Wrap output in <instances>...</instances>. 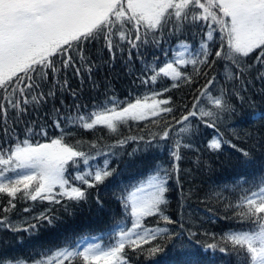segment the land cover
<instances>
[{"label":"snow or ice","instance_id":"snow-or-ice-1","mask_svg":"<svg viewBox=\"0 0 264 264\" xmlns=\"http://www.w3.org/2000/svg\"><path fill=\"white\" fill-rule=\"evenodd\" d=\"M188 25L198 26L194 33L200 38L197 48L184 40L172 49L162 47V43H167L166 37H179ZM93 44H99L100 51L107 50L111 57L107 63L115 61L117 52H127L126 66L131 75H136L134 60H140L143 67L137 79L145 86L155 85L161 77L172 81L171 88L198 84L201 77L205 78L204 84L195 89L191 106L183 105L186 111L181 112L179 119L174 115L177 108L171 99L162 98L171 90L164 88L137 96L134 101L108 96L105 103L93 105L90 112H81L79 104L75 113L66 116L55 109L53 124L60 134L48 138L44 126L37 133L35 122L29 123L25 117L54 98L57 91L63 93L70 88L69 71L80 78L81 87L85 71L92 87H99L91 75L97 65L88 55V46ZM149 44L164 52L163 66H159L156 56L151 63L145 59L141 49ZM170 50L173 58L167 59ZM218 62L224 64L223 82L217 77ZM187 66H191V73L184 71ZM253 79L264 83V0H0V197L8 198L7 204L0 208L6 214L0 216V227L12 232H33L43 222L53 224L57 217L49 215L51 208L31 220L25 219L26 226L14 224L7 214L16 208L17 200L46 201L65 210L68 208L65 202L77 205L86 202L88 190L97 189L116 172L110 167L109 157L116 155L111 149L122 148L129 140H144L151 146L158 139L171 141L170 165L167 168L157 165L146 179L130 191L125 189L118 197L125 213L131 217V226L117 224L113 232L115 242L108 247L100 243H91L82 249L79 244L65 246L34 260L33 264H77V261L79 264H128L126 249L150 257L164 252L162 244L152 242H172L182 233L168 227H150L144 221L155 216L165 225L176 223L165 214L169 204L166 194L173 179L179 190V208H185L189 193L183 191L180 162L182 150L194 147L191 143L196 131L193 120L219 133L209 141L210 151H219L227 144L241 153L245 165L250 162L251 152L224 139L218 126L243 115L238 108L249 102L244 93ZM261 92L264 93V88ZM71 95L78 98L77 90H71ZM252 108L248 119L253 124L264 121V111L255 109L254 104ZM149 117L156 118L152 122L158 127L163 124V129L151 132L148 140L143 136H129L107 146L109 151L101 149L95 153L84 150L87 141L68 142L75 133L66 129L93 131L103 127L115 134L120 125ZM21 123L24 124L23 138L18 127ZM37 135L45 137L46 142L34 139ZM90 148L98 149V142H90ZM98 156L105 157L102 165L91 164ZM70 170L75 174H70ZM237 185L242 187L241 181L233 188ZM253 187L254 190L243 189L235 203L215 193L225 211L221 219H234L239 227L229 229L218 238L213 234V242L207 243L205 252L235 256L238 264H264V177ZM96 203L103 206L99 195ZM23 211L27 213L31 209L26 207ZM188 219L192 222L190 216ZM180 226L185 228L183 222ZM187 231L189 238L197 235L196 231ZM144 245L150 247L144 248ZM185 247L173 244V248L180 250ZM185 264H199L195 253L186 254Z\"/></svg>","mask_w":264,"mask_h":264},{"label":"trees","instance_id":"trees-1","mask_svg":"<svg viewBox=\"0 0 264 264\" xmlns=\"http://www.w3.org/2000/svg\"><path fill=\"white\" fill-rule=\"evenodd\" d=\"M197 31L198 26L188 25L179 37H166L167 43H162V47L172 49L180 40H184L193 48H197L200 43L199 36L194 35ZM216 35L218 39V34ZM217 46L218 44L213 46V52ZM99 49V44L88 46V55L93 64L97 65L91 74L92 79L99 87H92V81L88 79L86 71L81 87L80 78L75 77L69 71L67 78L70 88L63 93L57 91L54 98L48 99L37 111L30 112L25 117L29 123L35 122L33 126L37 133L41 126H44L47 129L48 138L60 134L53 124L55 109H60V115L66 116L69 113H75L76 105L79 104L81 112H90L93 105L105 103L108 96H116L121 101H134L137 96L142 97L149 94L151 90L161 91L164 88L171 90L165 92L162 98L171 99L177 108L174 115L176 119H179L181 112L186 111L183 105L188 104L190 107L193 96L196 94L195 89L204 84L205 78L201 77L198 84H181L177 88H171L172 81L161 77L155 85L150 83L145 86L137 79L143 67L140 60H134L133 71L136 75H131L126 66L127 52H117L115 61L107 63L111 61L109 53L107 50L100 51ZM141 51L144 52L145 59L149 63L156 56L159 58V66H163L166 57L161 48L149 44ZM133 56H135V50H133ZM172 58L173 53L170 50L167 59ZM184 71L191 73V66H187ZM216 72L218 79L223 82L224 64L222 62H218L216 65ZM255 74L253 71V78ZM47 87H50V84L46 85ZM262 88H264V83L253 79V83L248 86V91L244 93L249 102L244 103L242 108H238V111L243 115L235 116L218 126L224 139L230 140L238 148L251 152V160L247 165L243 163L241 153L227 144L223 145L219 151H210L207 145L213 136L219 133L216 129L207 128L199 121L193 120L196 131L191 137V143L194 147L182 150L183 159L180 162L183 191L189 193L185 208L183 210L179 208V190L173 179L169 182V192L166 194L169 204L165 214L176 223L165 225L155 216L148 217L144 221L147 226L168 227L182 235L179 238L174 237L172 242L153 241L152 244H162L164 252L156 253L151 257L146 253L141 254L139 251L133 252L131 249H126L125 255L128 264H185L187 253H195V259L199 264H238L235 256L225 255L218 251L213 254L211 250L205 252L204 249L207 243L213 242V234L218 238L229 229L239 227L234 219H221V216L225 215V211L223 203L217 202L215 193L219 192L225 200L235 203L243 189L254 190L253 186L258 185L260 178L264 177V121L253 124L248 119L250 112L253 111L252 104L255 105V109L264 111ZM73 89L77 90L78 98L71 95ZM236 103L240 102L236 101ZM153 119L156 118L129 121L127 125H120L115 134L109 133L103 127H97L93 131H85L81 128L66 129L75 133L74 136L68 138V142L87 141L89 143L84 145V150L93 153L101 149L109 151L107 146L115 144L117 140L129 136H143L145 140H148L151 132L162 131L163 124L158 127L152 122ZM168 119L171 120V116ZM61 123L63 124V121ZM18 127L21 138H23L24 124L21 123ZM178 128L179 125H177ZM34 139L46 142V138L43 136L37 135ZM94 140L98 142V149L90 148V142ZM170 144L171 141L165 142L157 139L152 142L151 146H148L144 140H129L122 148L111 149L116 153L109 157L110 167L116 169L114 175L97 189H89L86 202H81L78 205L65 202L68 204L67 210L61 205H50L46 201L17 200L16 208L12 213L7 214L14 224L26 226L23 224L25 219L31 220L32 217L49 208L52 209L49 215L55 216L57 219L51 225L43 222V225L33 232H12L7 228L0 227V264H18L20 261L25 264H33L34 260L65 246L75 247L79 244L82 249L91 243H100L104 247L113 244L115 242L113 232L117 224L131 226V217L125 213L118 197L125 189L130 191L134 185H137L142 179H146L149 174L153 173L157 165L165 168L170 165L171 160L168 152ZM130 153L133 154L129 155ZM104 159L105 157L98 156L97 160L90 163L102 165ZM80 167H84L83 163ZM70 174L74 175V170H70ZM238 180L241 181L242 187L237 185L236 188H233ZM243 181H247V183H243ZM97 195L103 203L102 207L96 203ZM7 200L6 196L0 197V208L7 204ZM26 207L31 211L24 212ZM213 212L215 216H213ZM182 214L183 221H181ZM3 215L6 214L0 211V216ZM189 216L192 222H189ZM181 222L184 223L185 228H181ZM187 229L196 231L197 235L189 238ZM173 244H183L186 247L180 250L173 248ZM143 247L148 248L150 245Z\"/></svg>","mask_w":264,"mask_h":264},{"label":"rangeland","instance_id":"rangeland-1","mask_svg":"<svg viewBox=\"0 0 264 264\" xmlns=\"http://www.w3.org/2000/svg\"><path fill=\"white\" fill-rule=\"evenodd\" d=\"M150 118V117H149Z\"/></svg>","mask_w":264,"mask_h":264}]
</instances>
